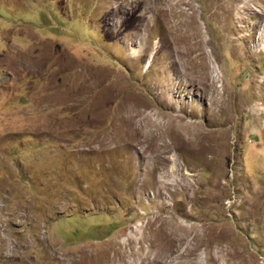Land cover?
Here are the masks:
<instances>
[{
  "label": "rangeland",
  "instance_id": "rangeland-1",
  "mask_svg": "<svg viewBox=\"0 0 264 264\" xmlns=\"http://www.w3.org/2000/svg\"><path fill=\"white\" fill-rule=\"evenodd\" d=\"M167 2L0 0V264H264V0Z\"/></svg>",
  "mask_w": 264,
  "mask_h": 264
},
{
  "label": "bare ground",
  "instance_id": "bare-ground-1",
  "mask_svg": "<svg viewBox=\"0 0 264 264\" xmlns=\"http://www.w3.org/2000/svg\"><path fill=\"white\" fill-rule=\"evenodd\" d=\"M162 3V0H157V3H156V7L155 9H159L160 12H166V13H169V4L167 2L166 5H163V4H160ZM171 10V9H170ZM181 14H185V11L182 10L181 11ZM200 30V29H199ZM189 38V39H188ZM186 39H188L189 41H191L192 39L195 40V43L193 45V48H195V50H200V48L203 47V41L201 40V37H200V33L198 32H195L193 27L191 28V35H189L188 37H186ZM193 42V41H192ZM191 47V52H192V49ZM193 50V51H195ZM197 54V53H196ZM200 58V56H199ZM167 129V128H166ZM157 137V136H156ZM141 138V137H140ZM147 141V140H146ZM157 142V141H156ZM166 145V144H165ZM154 146V145H153ZM164 147V146H163ZM167 147V146H166ZM168 148V147H167ZM156 149V148H155ZM147 163V162H146ZM156 163H158V165L160 166V161L159 160H156ZM158 168V167H157ZM173 173V172H172ZM168 174V173H167ZM166 177V175H164ZM170 176V175H169ZM174 177V176H173ZM161 178H163V175L161 176H158V180L162 181ZM168 180V179H167ZM159 181V182H160ZM181 185V184H180ZM179 185V186H180ZM174 186V185H173ZM166 187V184H162L160 185V187H158L159 191H162L163 189H165ZM178 187V185H177ZM174 228L175 229H178V227H176L174 225ZM162 231V232H160ZM155 232L157 233H161L163 234V236L161 235V237L159 236V239L158 240H154V241H151V243H153V245L151 246L152 248L154 249H158L157 250V254H153L154 256V260H151L152 263L155 262V264H180L179 262L180 261H183L184 264H200V262L198 260H193L192 257H187V251H188V248L185 249V251H180V247L178 246V244L176 245L177 242H181V241H178L176 240V243L172 240H169L168 236L165 235L166 233V227H163L162 229L161 228H158V230H155ZM136 235V234H135ZM151 236V235H150ZM136 238H137V241H139V253H136L134 259H129V262H125V263H122L120 262L121 264H143L144 261L148 260L149 257H151L152 254L148 255V256H145V259H143V255L142 253L144 252V250H142V245H144L145 243H147V238H146V233L145 231L143 230L142 232H139L137 233L136 235ZM134 242V238L132 239H129L128 240V243L125 244V247L126 248V252L129 250L128 248L130 247L128 244L131 243V242ZM182 243V242H181ZM186 244V243H185ZM187 245V244H186ZM194 245V244H193ZM129 246V247H128ZM194 249H198V246L196 245L194 247ZM138 251V250H137ZM125 252V253H126ZM161 252L163 253V255L165 256V259H169L168 262H159L158 259L161 257ZM135 253V252H134ZM193 253V252H191ZM225 253V252H224ZM111 258V257H110ZM122 258V257H121ZM215 259H217L215 257ZM116 260L112 259V262L111 264H118L115 262Z\"/></svg>",
  "mask_w": 264,
  "mask_h": 264
}]
</instances>
